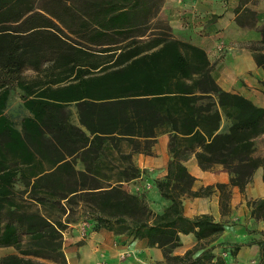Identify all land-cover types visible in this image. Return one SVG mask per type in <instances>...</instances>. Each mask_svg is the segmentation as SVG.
Listing matches in <instances>:
<instances>
[{"label":"trees","instance_id":"16d2710c","mask_svg":"<svg viewBox=\"0 0 264 264\" xmlns=\"http://www.w3.org/2000/svg\"><path fill=\"white\" fill-rule=\"evenodd\" d=\"M163 1L0 0V25H15L0 28V247L16 250L0 264H67L63 233L81 218L146 238L167 264H226L215 247L235 257L253 244L264 263V236L215 242L224 222L184 213L186 197L215 186L224 212L232 186L244 193L260 167L264 180V106L217 83L206 50L158 18ZM260 31L252 49L264 68ZM17 93L29 112L19 125L6 112ZM162 133L170 159L155 185L169 204L157 211L125 183L145 176L134 155H152ZM193 154L204 170L222 165L229 182L193 189ZM247 206L264 220V197ZM188 233L198 242L174 254Z\"/></svg>","mask_w":264,"mask_h":264},{"label":"crops","instance_id":"0c3cea01","mask_svg":"<svg viewBox=\"0 0 264 264\" xmlns=\"http://www.w3.org/2000/svg\"><path fill=\"white\" fill-rule=\"evenodd\" d=\"M159 16L169 22L175 37L206 50L215 65L213 75L223 89L241 93L264 106V68L255 60L254 54L258 51L252 49L262 39L260 27L264 24V0H164ZM20 101L22 116L28 115ZM157 142V146L166 148L163 156L160 157L156 150L155 155H134L136 164L147 169L150 177L142 176L129 182V190L142 189L143 183L149 184L148 190L143 188L138 192H144L151 206L158 211L169 204L155 185V180L167 173L169 134H160ZM260 142L264 143V133L257 138V150ZM259 154L264 156V151ZM185 165L196 177L195 190L230 180L222 165L202 169L194 154ZM231 190L229 205L224 212L220 191L215 186L210 195L186 197L183 200L184 213L191 217L209 213L216 221L224 222L225 230L215 242H247L259 238L264 220H255L251 216L247 200L264 197L263 168L256 170L244 193L238 186H232ZM63 234L67 264H167L162 249L150 246L146 238L133 239L106 228L95 230L85 218L69 223ZM197 242L194 233L181 234V244L173 253L183 254ZM124 252L129 254L121 258L120 254ZM214 252L223 257L226 264H252L257 261L259 247L257 244L244 245L235 257L229 256L222 245L215 247Z\"/></svg>","mask_w":264,"mask_h":264},{"label":"rangeland","instance_id":"374dc122","mask_svg":"<svg viewBox=\"0 0 264 264\" xmlns=\"http://www.w3.org/2000/svg\"><path fill=\"white\" fill-rule=\"evenodd\" d=\"M158 18L159 19H162V20H164V21H166V22H168L165 18H163V17H161V16H159L158 15ZM169 23V22H168ZM9 26H15V25H13V24H9V25H2V26H0V28H2V27H9ZM64 34L67 36V37H69L70 39H72V40H74V41H77V42H80V41H78V40H76L75 38H73L72 36H70L69 34H67L65 31H64ZM80 43H82V42H80ZM83 44V43H82ZM122 45H120V46H113V47H93V46H91L92 48H94V49H97V50H107V49H110V48H118V47H121ZM21 99H20V96H19V94L17 93L15 96H14V98L12 99V101L10 102V104L8 105V107H7V110H6V112H7V114L19 125L20 124V120H21V118L23 117L22 115H23V113H22V111L20 110V106H19V102H21L20 101ZM157 141H156V143L154 144V147H153V149H154V152H153V154L152 155H155V150L156 151H158V155L161 157V156H163V154L165 153V151H166V148L165 147H162V146H157ZM161 145V144H160ZM262 151H264V143H261L260 142V144H258V150H257V153H258V155H260L259 153H261ZM157 154V153H156ZM146 170V172H145V176H148V177H150V173H149V171L147 170V169H145ZM151 178H153V177H151ZM150 178V179H151ZM143 185V188H145V189H149V184H147V183H143L142 184ZM125 187L127 188V189H130L131 188V184L129 183V182H126L125 183ZM142 188V189H143ZM134 189V188H133ZM142 189H140V187H137L136 188V190L137 191H139V190H142ZM81 215V213H80V211L78 212V213H76L75 214V217H79ZM263 231V233L261 234H259V237H263L264 236V229H262ZM16 250H15V248L14 247H0V257H2V256H4V255H7V254H9V253H13V252H15ZM252 264H258V262L257 261H255V262H253ZM261 264H264V263H261Z\"/></svg>","mask_w":264,"mask_h":264},{"label":"built area","instance_id":"2783aa9c","mask_svg":"<svg viewBox=\"0 0 264 264\" xmlns=\"http://www.w3.org/2000/svg\"><path fill=\"white\" fill-rule=\"evenodd\" d=\"M128 254H129L128 252L121 253V254H120V257H121V258H125L126 255H128Z\"/></svg>","mask_w":264,"mask_h":264}]
</instances>
